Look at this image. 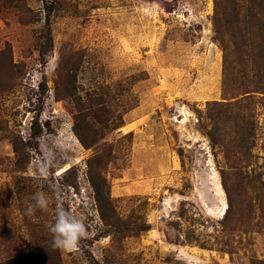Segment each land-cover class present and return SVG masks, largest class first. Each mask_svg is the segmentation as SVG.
I'll return each mask as SVG.
<instances>
[{"label": "rangeland", "instance_id": "obj_1", "mask_svg": "<svg viewBox=\"0 0 264 264\" xmlns=\"http://www.w3.org/2000/svg\"><path fill=\"white\" fill-rule=\"evenodd\" d=\"M260 4L0 0V264H264Z\"/></svg>", "mask_w": 264, "mask_h": 264}, {"label": "clouds", "instance_id": "obj_2", "mask_svg": "<svg viewBox=\"0 0 264 264\" xmlns=\"http://www.w3.org/2000/svg\"><path fill=\"white\" fill-rule=\"evenodd\" d=\"M31 199L33 202L28 205V214L35 213L37 209L48 210L50 199L42 188L38 189ZM48 230L53 235V246L69 250L76 249L79 242L88 235L83 218L75 211H70L62 205L56 206L54 219Z\"/></svg>", "mask_w": 264, "mask_h": 264}, {"label": "trees", "instance_id": "obj_3", "mask_svg": "<svg viewBox=\"0 0 264 264\" xmlns=\"http://www.w3.org/2000/svg\"><path fill=\"white\" fill-rule=\"evenodd\" d=\"M260 6H262L261 8H260V17L259 18H261V20H262V22L263 23H261V30H262V28L264 27V5H261L260 4ZM252 16H256V15H252ZM237 22V21H236ZM263 51L262 50H260V52L259 53H262ZM256 65H259V67L256 69V71H254V72H252V75L254 76V83L255 84H257V86H262V88H264V78H263V76H264V57H263V59H262V63H259V64H254L253 66H252V70L253 69H255L254 68V66H256ZM75 121H76V123H77V118L74 120V125H73V127H75L76 126V123H75ZM104 125H105V123H104ZM118 125L116 124V122L115 123H113V127H117ZM74 130H75V128H74ZM76 133H77V135L79 136V132H78V130L76 131ZM102 215V218L104 219V216H103V214H101Z\"/></svg>", "mask_w": 264, "mask_h": 264}, {"label": "bare ground", "instance_id": "obj_4", "mask_svg": "<svg viewBox=\"0 0 264 264\" xmlns=\"http://www.w3.org/2000/svg\"><path fill=\"white\" fill-rule=\"evenodd\" d=\"M225 208H226V205H225L224 209H220V210H219V214H220V212H222V213H223V212H224V210H225Z\"/></svg>", "mask_w": 264, "mask_h": 264}]
</instances>
